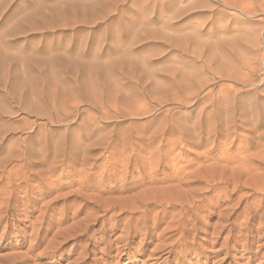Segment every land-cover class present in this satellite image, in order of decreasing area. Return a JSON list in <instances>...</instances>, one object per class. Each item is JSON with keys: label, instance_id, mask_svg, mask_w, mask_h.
I'll use <instances>...</instances> for the list:
<instances>
[{"label": "rangeland", "instance_id": "rangeland-1", "mask_svg": "<svg viewBox=\"0 0 264 264\" xmlns=\"http://www.w3.org/2000/svg\"><path fill=\"white\" fill-rule=\"evenodd\" d=\"M255 130L264 0H0V264H264ZM242 164L259 183L201 191L186 217L130 212L174 171ZM77 191L133 216L91 219Z\"/></svg>", "mask_w": 264, "mask_h": 264}, {"label": "bare ground", "instance_id": "bare-ground-1", "mask_svg": "<svg viewBox=\"0 0 264 264\" xmlns=\"http://www.w3.org/2000/svg\"><path fill=\"white\" fill-rule=\"evenodd\" d=\"M249 112H250V110H249ZM249 115V114H248ZM249 116H251V115H249ZM251 118V117H250ZM249 118V119H250ZM223 122V121H222ZM225 122H226V120H225ZM249 122V124L252 126V128L253 129H255V127H256V124L253 122V120H252V122L251 121H248ZM256 122V121H255ZM227 123V122H226ZM253 123V124H252ZM224 124V123H223ZM229 124V123H228ZM217 128V127H216ZM224 128H225V126H224ZM227 129V128H226ZM178 130L179 131H181L182 132V134H184V137H185V139L193 146V144H195V141H197V140H194L193 141V138H195L192 134L193 133H191L190 132V130L188 131V130H184V129H182V128H178ZM217 130V129H216ZM222 130H223V127H222ZM257 130V129H256ZM256 130H255V134L251 137V138H248L247 140H248V149H250V148H257L258 146H260L259 145V143H260V141H261V139L263 138L262 136L264 135V132H262V133H256ZM225 131V130H224ZM252 131V130H251ZM222 132V131H221ZM214 133V132H213ZM217 135V134H216ZM250 158V157H249ZM248 158V159H249ZM259 158V157H258ZM248 159L246 160V161H248ZM257 159V158H256ZM264 159V158H263ZM261 160V159H260ZM246 161H242V163L244 162H246ZM256 161V160H255ZM249 162V161H248ZM251 162V161H250ZM249 162V163H250ZM253 162V161H252ZM263 162V161H262ZM257 163V162H256ZM264 163V162H263ZM247 164V163H246ZM245 164V165H246ZM242 165H244V164H242ZM240 166V167H242V168H240L239 170L240 171H238V172H235V170H237L239 167H235V168H237V169H235V170H233V169H231V171L228 169V167L226 168V167H224V170H223V172H220V173H218V174H213L212 173V171H206V172H200L201 171V168L199 169V170H196V171H189V172H184V171H182V170H179V171H177V172H173V173H175V178H174V181H176L177 182V184L173 187V188H166V189H164V192H163V194H162V198L164 199V198H166L167 200H165V202H163V201H161V199L159 198V197H148V196H143L141 199H140V197H139V199H140V201H139V206L136 208V209H130V212H131V210L133 211V210H136L137 211V214H140L141 216H142V214H148L147 213V210H149V209H155V208H158V207H163V210H161L162 212H163V214L165 215L166 213H168V211H170V209H176V208H180V210H179V215H180V211H181V214H183V216L184 215H187V214H184V213H182L183 212V210L184 209H186V207H191V206H193L192 205V203H193V200H192V202H191V200L189 201V200H187V199H195L196 197H200L199 199H201V197H203L204 196V194L205 193H200L201 191H207V192H209V193H212V192H214V191H216V190H218V189H221V188H227V187H229V185H230V182H232L233 183V186L231 187L232 188V190L231 191H233V190H238V191H241V190H243L244 188H245V186L247 185V184H245V183H243L242 182V179H243V177L244 176H246L247 175V173L249 172L248 170L249 169H247L248 167H247V165H246V168H244V166ZM249 165V164H248ZM261 165V164H260ZM251 166V165H250ZM257 169V168H256ZM261 169H262V166H261ZM262 170H264V168L262 169ZM229 171H230V173H229ZM246 171H248V172H246ZM254 172V171H253ZM262 173H264V172H262ZM249 174V173H248ZM257 174V173H256ZM144 176V175H143ZM143 176H140V180H144L143 179ZM156 176H157V173H156V171H154L153 173H150V174H147L146 176H144L146 179H147V181L146 182H143L142 183V185L143 184H145V183H147V184H153V183H155V178H156ZM250 176H251V174H250ZM260 176V175H259ZM251 177H253V176H251ZM251 177H247L246 176V181L249 179V178H251ZM257 177V176H256ZM261 177V176H260ZM262 178V177H261ZM252 179V178H251ZM253 181L255 180H257V179H252ZM251 181V180H250ZM252 181V182H253ZM252 182H251V184H252ZM257 182H258V180H257ZM257 182H255V183H257ZM260 182H262V181H260ZM254 183V182H253ZM259 183V182H258ZM263 184H264V182H262ZM194 185V184H204L205 186V189H204V187H194V188H192V189H190V190H187V191H185V193H187L186 195L187 196H184V197H187L185 200V202H181V199H184V197L182 196L183 195V193H184V191H182V189H178L179 187H181V186H186V187H188V186H190V185ZM262 184V185H263ZM258 185V184H257ZM262 185H260V186H262ZM259 186V185H258ZM176 188V189H175ZM255 188L256 187H253V189L255 190ZM262 188H263V186H262ZM236 190V191H237ZM176 191V192H175ZM178 191V192H177ZM256 191V190H255ZM261 191H263V190H261ZM260 191V192H261ZM182 192V194L180 195L179 193H181ZM239 193V192H238ZM75 196H73L72 198H74L75 200H77L78 198L79 199H81L83 202H84V204L82 205V208H84V209H87V210H90L91 211V213L89 214H87V215H90V217L92 216V214H94V213H96V212H102V213H107V211L108 210H115V209H117V211H118V213H126V214H132L131 216H133V213H130L129 212V209H125V207H123V206H119V207H117L116 208V205H115V207H113V205L112 204H110V205H112V206H108L107 204L106 205H100L98 202H99V200H96L97 199V197L95 198V199H93V200H90L89 198H84L82 195H80L79 193H78V191H77V193H75L74 194ZM144 195V194H143ZM139 196V195H138ZM226 196V195H225ZM91 198V197H90ZM93 198V197H92ZM137 198V197H136ZM175 198H177V199H175ZM178 199H180V201L178 200ZM197 199V198H196ZM195 199V200H196ZM199 199H197L196 201H199ZM261 199V198H260ZM176 200H178V201H176ZM264 200V199H263ZM138 201V200H137ZM201 201H203V200H201ZM224 201V200H223ZM260 201H262V200H260ZM135 202V201H134ZM133 202V203H134ZM217 202V201H216ZM197 203V202H196ZM199 203V202H198ZM262 203V202H261ZM124 204V203H123ZM195 204V203H194ZM254 205V204H253ZM216 206V205H215ZM127 207H129V206H127ZM214 207V206H213ZM130 208H132V207H130ZM134 208V207H133ZM190 209V208H189ZM188 209V210H189ZM191 209H193V208H191ZM217 209V208H216ZM215 209V210H216ZM194 210V209H193ZM160 211V212H161ZM185 211V210H184ZM258 211V210H257ZM129 212V213H128ZM149 212V211H148ZM172 212V211H171ZM171 212H170V214H171ZM252 212H254V211H252ZM177 213V212H176ZM187 213V212H186ZM257 213V212H256ZM146 214H145V216H142V217H146ZM175 216H176V214L175 213H173ZM219 214V213H218ZM255 214V213H254ZM136 215V214H135ZM178 215V216H179ZM119 216H121V214L119 215ZM137 216V215H136ZM139 216V215H138ZM166 216V215H165ZM192 216V215H191ZM87 217V216H86ZM184 217H186V216H184ZM254 217V216H253ZM94 219H96V217H93ZM139 218V217H138ZM255 218H256V215H255ZM87 219V218H86ZM85 219V220H86ZM91 219H92V217H91ZM182 220H184V218H182ZM84 221V220H83ZM89 221V220H88ZM82 222V221H81ZM177 222H179L178 220H177ZM174 223V222H173ZM181 222H179V223H177V225H179ZM185 223V222H184ZM183 223V224H184ZM79 224H80V222H79ZM232 224V223H231ZM261 224V223H260ZM262 224H264V223H262ZM262 224H261V228H262ZM77 225H78V223H77ZM85 225V224H84ZM83 225V226H84ZM171 225H173V224H171ZM176 224H174L173 226H175ZM233 225V224H232ZM82 226V227H83ZM183 226V225H182ZM263 227H264V225H263ZM147 228V227H146ZM168 228H170V227H168ZM173 228H175V227H173ZM182 228V227H181ZM180 228V226L179 227H177L174 231H175V233L176 232H180L179 231V229H181ZM166 229H167V227H166ZM165 229V230H166ZM80 230V229H79ZM145 230V229H144ZM172 230V229H171ZM87 231H89V228L87 227V226H84L83 228H82V230H80V233L81 234H85L86 235V233H87ZM143 231V230H142ZM167 231V230H166ZM184 231V230H183ZM183 231H181V232H183ZM163 233V232H162ZM171 233V232H170ZM166 234V233H165ZM173 234V233H172ZM183 235H184V232L182 233ZM175 235V234H174ZM173 235V236H174ZM179 235H181V233L179 234ZM75 236V235H74ZM127 236V235H126ZM164 236V235H163ZM160 237H162V236H160ZM171 237V236H170ZM169 238V237H168ZM182 240H184V239H182ZM181 240V241H182ZM163 242H165V241H163ZM183 242V241H182ZM184 242H185V240H184ZM104 243H105V241H104ZM177 243H180V242H178L177 241ZM180 245V244H179ZM188 245V244H187ZM165 246V245H164ZM181 246H183L184 247V249H185V247H186V244L185 245H181ZM180 246V247H181ZM157 247V246H156ZM165 248V247H164ZM157 249H158V247H157ZM89 252V251H88ZM155 252V251H154ZM157 252H158V250H157ZM160 253V252H159ZM81 254V253H80ZM84 254H85V251H84ZM83 254V255H84ZM82 255V254H81ZM86 255V254H85ZM80 256V255H79ZM162 256V255H161Z\"/></svg>", "mask_w": 264, "mask_h": 264}]
</instances>
